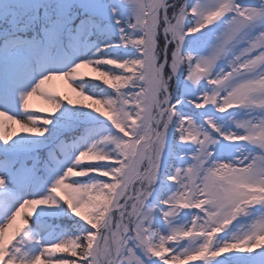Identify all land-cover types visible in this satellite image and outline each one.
<instances>
[{
  "label": "snow or ice",
  "instance_id": "obj_1",
  "mask_svg": "<svg viewBox=\"0 0 264 264\" xmlns=\"http://www.w3.org/2000/svg\"><path fill=\"white\" fill-rule=\"evenodd\" d=\"M0 21V264H264V0H17Z\"/></svg>",
  "mask_w": 264,
  "mask_h": 264
},
{
  "label": "rangeland",
  "instance_id": "obj_2",
  "mask_svg": "<svg viewBox=\"0 0 264 264\" xmlns=\"http://www.w3.org/2000/svg\"><path fill=\"white\" fill-rule=\"evenodd\" d=\"M110 2V0H109ZM171 2V0H170ZM183 2V1H182ZM17 7V0H0V12H7L9 9H15ZM41 16L43 15V9L40 10L39 13ZM7 28V25L3 22L0 21V40L4 41L6 40V36L4 35L5 29ZM23 33V32H21ZM20 33V34H21ZM19 35V33H17ZM24 34H29L24 33ZM32 35V33H30ZM112 36H115V33L112 34ZM91 38V37H90ZM5 42V41H4ZM9 43H11V40H8ZM90 44L95 45L96 41L90 39ZM111 67V66H109ZM39 71V69H37ZM80 72L84 73L85 75L83 76L84 80H91L92 83H100L102 87L107 88V86L102 84V80H96L94 77L97 76V73L93 72L91 67H82L80 69ZM39 76H37V79ZM68 83L63 80H54L51 81L46 88L51 89L53 91H58L62 94H68L73 97V99H76L75 94L72 93L68 87ZM109 91H112L111 89H108ZM66 102V101H65ZM87 103V101H85ZM40 110L37 112L38 115H47L48 113L51 112L50 105L46 102V99L42 97L39 93L36 95L32 96L29 98V110ZM102 119H106V117H102ZM59 223L60 221H55ZM258 251V249H257ZM188 264H200L199 261H193V262H188Z\"/></svg>",
  "mask_w": 264,
  "mask_h": 264
},
{
  "label": "trees",
  "instance_id": "obj_3",
  "mask_svg": "<svg viewBox=\"0 0 264 264\" xmlns=\"http://www.w3.org/2000/svg\"><path fill=\"white\" fill-rule=\"evenodd\" d=\"M95 35H98V34H95ZM105 38V37H104ZM105 40V39H104ZM104 40H101L100 42H99V44L100 43H103L104 42ZM114 40V39H113ZM115 41V40H114ZM0 43H2V40H0ZM84 179V178H83Z\"/></svg>",
  "mask_w": 264,
  "mask_h": 264
}]
</instances>
